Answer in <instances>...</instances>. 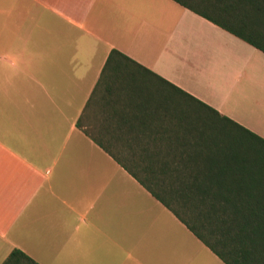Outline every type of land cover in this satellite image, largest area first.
Returning <instances> with one entry per match:
<instances>
[{"label":"crops","instance_id":"crops-1","mask_svg":"<svg viewBox=\"0 0 264 264\" xmlns=\"http://www.w3.org/2000/svg\"><path fill=\"white\" fill-rule=\"evenodd\" d=\"M170 85L264 140V53L173 0H0V264H224L105 151L176 147Z\"/></svg>","mask_w":264,"mask_h":264},{"label":"trees","instance_id":"trees-1","mask_svg":"<svg viewBox=\"0 0 264 264\" xmlns=\"http://www.w3.org/2000/svg\"><path fill=\"white\" fill-rule=\"evenodd\" d=\"M173 1L264 53V0ZM124 62L134 64L112 50L103 76L112 71L115 78L123 76L134 84L128 89L111 84L105 91L116 95L145 91L139 83L144 75L138 70L123 74L128 70L118 66ZM157 87L158 92H168ZM171 87L175 96L170 108L176 110L177 127L173 150H140L137 164L125 163L120 152L105 151H111V156L224 264H264V140ZM212 116L245 134L250 141L244 142L252 143L253 152L262 160L249 161L247 151L251 148L243 145L219 147L216 136L208 131L214 126ZM17 255L21 253L13 252L4 264Z\"/></svg>","mask_w":264,"mask_h":264},{"label":"rangeland","instance_id":"rangeland-1","mask_svg":"<svg viewBox=\"0 0 264 264\" xmlns=\"http://www.w3.org/2000/svg\"><path fill=\"white\" fill-rule=\"evenodd\" d=\"M210 123H213L214 126H211V128L208 127V131L211 129L212 136H216V139L220 143L219 147H221L223 150L224 148L229 149V146L230 148H233L238 145H243L247 148H251V150L247 151L249 159H251L249 161L255 163L258 160H262L263 157L261 158L259 154L253 152L252 143L244 142V140H249V138L245 134L239 132L234 128H231L227 123H223L222 120H219L217 117L214 116L210 118Z\"/></svg>","mask_w":264,"mask_h":264}]
</instances>
